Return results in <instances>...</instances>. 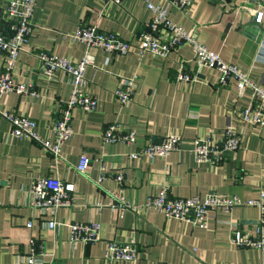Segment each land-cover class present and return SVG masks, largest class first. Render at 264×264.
<instances>
[{
	"label": "crops",
	"instance_id": "obj_1",
	"mask_svg": "<svg viewBox=\"0 0 264 264\" xmlns=\"http://www.w3.org/2000/svg\"><path fill=\"white\" fill-rule=\"evenodd\" d=\"M6 1L0 0V25ZM257 11L262 12L259 21ZM149 17L141 0H120L118 5L107 0H35L30 36L17 53L11 74L14 80L33 85L36 94L9 93L2 96L1 105L32 118L38 134L53 141L50 126L69 85L60 73L44 77L34 53L41 50L75 61L83 45L68 36L81 22L134 42ZM169 17L207 49L264 85V0H192L186 13L170 8ZM90 52L93 64L83 71L84 88L96 97L97 105L89 112L71 110L72 134L56 156L27 137L10 136L7 121L0 117V262L25 253L29 238H41L44 260L51 264H102L106 243L112 240H132L137 264H264V249L231 242L234 228L253 234L260 214L256 207L208 211L205 225L198 226L150 208L115 212L107 206L111 191L120 189L126 201L141 202L161 184L174 197L210 192L256 197L264 185V127H252L238 118L239 110L251 100L250 92L238 96L232 81L217 83L216 70L196 68L187 44L165 57L105 53L99 47ZM178 63L195 72V79L175 81ZM130 75H136L137 88L121 105L113 90L120 77ZM110 123L132 130L134 143L104 142L102 130ZM227 123L240 132L239 148L223 152L217 163L194 161L191 141L202 137L215 141ZM167 132L180 136L178 149L152 159L127 155ZM80 153L91 163L85 174L74 168ZM115 171L122 174L120 182L113 177ZM100 173L103 178L97 182ZM45 175L72 183L78 196L73 206L53 212L59 223L55 229L43 226L50 211L32 218L27 204L29 183ZM88 219L98 221L99 239L69 243L66 224Z\"/></svg>",
	"mask_w": 264,
	"mask_h": 264
},
{
	"label": "built area",
	"instance_id": "obj_2",
	"mask_svg": "<svg viewBox=\"0 0 264 264\" xmlns=\"http://www.w3.org/2000/svg\"><path fill=\"white\" fill-rule=\"evenodd\" d=\"M35 0H7L3 5V21L0 25V117L8 123V133L12 137H27L37 145L56 156L60 145L70 138L72 129L70 113L72 109L82 112L93 111L96 108V97L84 88L83 71L86 66L93 64L90 49L101 48L105 53L124 55L130 51L137 55L150 53L154 56L165 57L170 51L187 44L193 53L192 61L196 68L209 67L218 73L217 83L225 84L232 81L238 96L248 90L250 102L239 110L238 118L252 127H264V85L256 83L247 73L240 70L231 62L223 60L218 53L207 49L195 36L169 17V9L174 8L186 13L192 0H161L153 3L141 0L150 12L148 23L139 32L134 42L124 40L113 32L100 31L92 24L81 22L68 36L71 40L83 45L81 56L72 61L65 57L38 50L34 53L40 73L47 79L53 78L55 73L64 75L69 93L61 103L59 114L51 123L54 134L49 142L35 130V121L27 115L14 113L1 105L3 95H34L35 88L29 83L18 82L13 79L11 70L17 53L23 49L30 36L32 27V12ZM116 5L120 0H107ZM262 12H256L259 21ZM173 79L178 82H188L195 79V72L189 73L184 63H178ZM137 88L136 75L119 78V84L113 90V96L121 105L127 104ZM101 139L104 142H121L131 145L135 141L132 130H123L117 124H107L102 130ZM181 138L178 134L167 132L158 141H152L137 148L127 155L130 158L164 156L179 147ZM241 142L240 132L232 123H227L220 131V136L213 141L209 137L194 138L191 141V154L194 161L217 163L225 151H235ZM89 158L80 153L75 164L78 174H85L90 168ZM113 177L120 182L122 174L115 171ZM103 174L96 179L100 182ZM27 204L30 216L37 217L50 211L51 216L43 221V226L55 229L58 222L53 218V212L59 207H70L77 201L78 196L70 182H64L51 176H39L31 180L26 188ZM107 206L111 211L124 210L138 212L141 208H150L162 213L165 217H172L198 226L205 225L208 211H231L235 207H256L260 214L256 221L253 234L245 235L238 228L231 233V242L238 247H250L258 251L264 249V185L257 190V196L242 198L238 195H226L215 192L204 195H190L174 197L168 192L166 185L161 184L158 189L146 195L141 202L126 201L120 189L109 193ZM31 225V219L26 223ZM69 243L81 242L90 244L99 239V223L95 220L73 221L66 224ZM137 246L132 240L117 242L108 241L103 254L102 264H137ZM0 264H51L44 260L43 242L41 238H29L28 249L23 254L14 256L11 262Z\"/></svg>",
	"mask_w": 264,
	"mask_h": 264
}]
</instances>
